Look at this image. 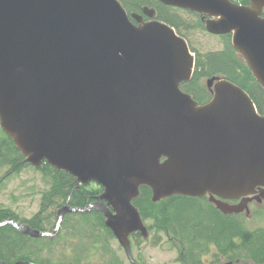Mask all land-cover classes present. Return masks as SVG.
Returning a JSON list of instances; mask_svg holds the SVG:
<instances>
[{
    "label": "water",
    "instance_id": "obj_1",
    "mask_svg": "<svg viewBox=\"0 0 264 264\" xmlns=\"http://www.w3.org/2000/svg\"><path fill=\"white\" fill-rule=\"evenodd\" d=\"M156 1L230 35L264 91V0ZM195 64L187 41L148 7L129 16L119 0H0L1 130L31 167L67 173L75 190H104L86 208L65 205L53 234L14 220L0 228L53 238L67 214L95 211L134 264L131 236L149 238L134 205L143 187L153 203L209 196L223 215L243 213L245 203L215 199L264 191V116L216 77L206 82L211 101L195 102L181 89Z\"/></svg>",
    "mask_w": 264,
    "mask_h": 264
},
{
    "label": "trees",
    "instance_id": "obj_2",
    "mask_svg": "<svg viewBox=\"0 0 264 264\" xmlns=\"http://www.w3.org/2000/svg\"><path fill=\"white\" fill-rule=\"evenodd\" d=\"M128 15L141 14L148 7L157 12V19L184 38L191 52L195 54L196 64L192 80L183 84L181 89L190 95L199 105L207 104L212 99L211 92L203 82L220 78L242 88L253 100L261 116H264V91L254 79L243 58L232 47L231 36L220 37L222 49L219 51L200 52L192 46V32H206L201 16L166 7L156 0H119ZM242 6H248L250 0H232ZM26 158L14 145L11 138L0 128V170H7L6 179L30 169ZM36 169V168H35ZM40 172L48 185L42 193L39 211L30 219H20L9 209L0 207V223L14 220L31 229L53 234L58 223V212L67 204L83 209L92 204L103 193V188L96 183L80 185L75 190L76 179L65 172H59L42 165ZM95 185L98 190L90 189ZM143 221H151L150 232L164 233L169 242L180 251L182 264H210L204 258L210 254L209 246L217 249L214 259L224 264H237L236 261H252L264 264V231L254 233L246 229L244 221L236 223L223 216L205 199L175 196L152 202V192L143 187L140 196L134 202ZM75 238L78 242L65 252L59 263H52L46 254L53 257L56 247L64 238ZM115 240L112 232L105 226L104 215L98 212L87 214H67L61 232L53 238L33 239L16 231L12 226L0 228V264H89V257L103 256L110 252L109 245ZM140 234L131 236V243L136 247L143 242ZM241 244L237 245V241ZM68 251V249H64ZM105 264H123L117 258ZM239 264V263H238Z\"/></svg>",
    "mask_w": 264,
    "mask_h": 264
},
{
    "label": "rangeland",
    "instance_id": "obj_3",
    "mask_svg": "<svg viewBox=\"0 0 264 264\" xmlns=\"http://www.w3.org/2000/svg\"><path fill=\"white\" fill-rule=\"evenodd\" d=\"M190 40L192 46L203 53L208 51H219L223 47L220 37L210 35L207 32L194 31L191 34ZM192 54L195 55L194 53ZM206 82L207 80L203 82V86L207 88ZM6 174V169L0 170V207L13 211L19 216L20 219L32 218L33 215L39 211L42 193L48 190V185L43 179L42 174L36 171V169L33 167L21 172L19 175H15L7 179ZM90 189L98 190L95 185H91ZM99 196L96 197V200L93 203L97 201ZM145 225L149 230V227L153 226V223L148 221L145 223ZM244 225L248 231L253 233L257 230L264 231V210L259 211L258 213L256 212L255 216H253L250 220H245ZM60 232L61 228L56 235H58ZM63 238L64 239L57 245L53 257H51L49 254L45 255L48 258H52V263H59L62 260V255L65 252H69L72 245L77 242L75 238H67L65 235H63ZM169 241V238L165 236L164 233H154L149 231V238L147 240H143V242H141L138 247L132 244L131 251L134 263L182 264L179 261L180 251L175 249V247ZM239 243L241 244V242L238 240L237 245H239ZM66 248L68 251L64 250ZM109 249L110 252L105 254L103 258L98 256H94L92 258L91 255V257H89L88 263L105 264L111 260V257L115 256L119 262L123 264H131L124 249L120 246L117 240L111 241ZM209 249L212 258L217 249L213 245H210ZM209 255L206 256L204 260L207 258L211 259ZM224 260L225 259L218 263H222ZM251 262L241 260L239 264H255Z\"/></svg>",
    "mask_w": 264,
    "mask_h": 264
},
{
    "label": "flooded vegetation",
    "instance_id": "obj_4",
    "mask_svg": "<svg viewBox=\"0 0 264 264\" xmlns=\"http://www.w3.org/2000/svg\"><path fill=\"white\" fill-rule=\"evenodd\" d=\"M129 16H131V15H129ZM143 22H149V20L147 18H144L143 19ZM134 23L137 24L136 22H134ZM263 196H264V191L257 190V193L256 194H254V195H252V196H250L248 198H245V199H239V200H223V199H220V198H216L215 200L216 201H220V202L225 203V204L230 205V206H239V205H242V204L245 203L246 208L243 211V213H239V214L229 215L228 216L229 220L236 221V223H238V222H242L243 223V221H245V220L247 221L248 219L250 220L253 216H255V213L256 212L258 213L259 211L264 210V198H263ZM201 199H205L209 204H212L215 207V205L211 202V197L206 196V197H203ZM216 210H217V208H216ZM223 216H225V215H223ZM209 257L211 258V253H210ZM222 260L223 259H221L220 261H222ZM204 261H206L207 263H210V264H217L218 263L214 259V256L211 259H208L207 258ZM239 262L240 261H236L237 264ZM218 264H224V262L218 263Z\"/></svg>",
    "mask_w": 264,
    "mask_h": 264
}]
</instances>
